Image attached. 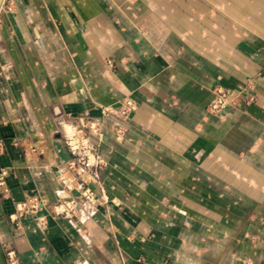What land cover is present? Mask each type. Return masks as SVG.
I'll use <instances>...</instances> for the list:
<instances>
[{
    "label": "crops",
    "instance_id": "0c3cea01",
    "mask_svg": "<svg viewBox=\"0 0 264 264\" xmlns=\"http://www.w3.org/2000/svg\"><path fill=\"white\" fill-rule=\"evenodd\" d=\"M6 1L0 264L7 248L18 264H264V0ZM216 87L236 104L213 115ZM124 99L137 108L120 141L105 121L97 204L54 216L62 128ZM33 197L44 223L12 224Z\"/></svg>",
    "mask_w": 264,
    "mask_h": 264
},
{
    "label": "built area",
    "instance_id": "2783aa9c",
    "mask_svg": "<svg viewBox=\"0 0 264 264\" xmlns=\"http://www.w3.org/2000/svg\"><path fill=\"white\" fill-rule=\"evenodd\" d=\"M9 11L11 6L7 1L0 0V14ZM212 95L207 111L213 115L219 114L236 101L223 87L214 88ZM237 97V100L245 106L250 105L254 100L247 88H243ZM136 108V102L124 99L116 106L102 108L101 117L97 120H86L77 125L62 128L63 143L70 154V160L66 168L58 174L62 191L66 196L55 204L54 216L72 219L76 217L80 206H88L90 209L95 207L97 201L92 182H99V170L105 166L100 150L104 138L105 121L107 118L112 119L111 134L115 140L120 141L125 132L124 125ZM3 149L4 146L0 142V154ZM8 173V168H0V197L9 201V188L6 183ZM12 206L13 211L8 215V219L12 224L18 225L28 216L37 217L43 204L39 198L33 197L23 202L12 201ZM36 220L40 224L44 223L42 217H37ZM5 258L7 264H18L15 251L11 248L5 250Z\"/></svg>",
    "mask_w": 264,
    "mask_h": 264
},
{
    "label": "rangeland",
    "instance_id": "374dc122",
    "mask_svg": "<svg viewBox=\"0 0 264 264\" xmlns=\"http://www.w3.org/2000/svg\"><path fill=\"white\" fill-rule=\"evenodd\" d=\"M7 3H8V2H7ZM254 100H255V99H254ZM254 100H253V102H254ZM238 102H239V101H238ZM238 102H237V103H238ZM233 104H236V101H235ZM95 199H96V198H95ZM96 201H97V199H96ZM72 219H73V218H72Z\"/></svg>",
    "mask_w": 264,
    "mask_h": 264
}]
</instances>
